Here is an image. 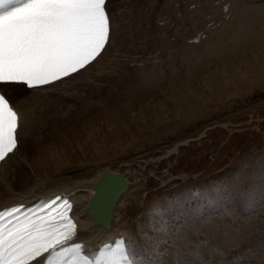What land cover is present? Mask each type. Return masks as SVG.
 <instances>
[{
    "label": "rangeland",
    "instance_id": "374dc122",
    "mask_svg": "<svg viewBox=\"0 0 264 264\" xmlns=\"http://www.w3.org/2000/svg\"><path fill=\"white\" fill-rule=\"evenodd\" d=\"M204 2L202 0L201 3L205 19L209 11L206 7L207 12L204 13V6H207ZM250 2L255 5L264 0ZM244 8L246 10L249 6ZM239 9L233 10L237 12ZM191 10V0L132 1L130 30L135 49L133 58L141 60L140 70L151 69L154 81L162 77L164 85L166 80H172L173 72L182 73V55H185L186 44L192 43L203 29L201 37L204 33L207 38L211 36L210 20L206 23L203 19L201 30L196 29L197 24L190 16ZM190 25H195V29ZM127 27L128 24L123 21L121 35ZM178 31L179 34H175ZM191 31H197L198 34H194L197 36H193ZM259 45L262 48L259 47L255 54L256 47L246 53L249 54L248 65L241 67L239 82H227L226 88L224 84L215 85L218 87L216 92L214 84L217 83L214 80L208 82L209 74L223 78L229 68L222 63V57L215 56L203 64L200 77L204 81L198 88V103L195 101L186 109L185 106L181 114L170 112L172 116H159L153 123L146 122L151 118L148 115L143 118L147 124H143L141 119L136 127L141 125L143 128L138 130L135 127L133 133L123 129L119 133L110 132L101 118L96 119L99 115L95 113L74 117L75 112L81 111V105L75 106L73 101L83 103L89 98L92 101L93 97L80 93L67 102L55 101V131L62 139V145L55 151L60 147L75 149L89 143L99 146L101 154L95 155L89 169L103 172L105 169L102 167L105 166L106 170L121 173L126 180L128 178L131 186L127 192L131 193H126L121 200L126 205L135 201L141 208L135 217L141 216L144 210L161 216L168 209V219H163L161 223L165 222L169 237L161 236L167 240H163L167 258L171 261L176 259L178 264H264V66L263 69L255 66L258 62L264 63V38ZM251 69H254L253 74L246 71ZM172 82L168 86L174 88ZM168 86L165 87L167 91L171 88ZM15 88L14 93L22 91L20 87ZM160 91L157 89L153 94L151 104L162 102L163 98L158 97ZM92 108H86L84 113ZM160 111L159 106H155L151 113L154 115ZM28 140L33 139L29 137ZM75 168L68 172L76 171ZM49 177L50 181L54 179ZM204 190L208 194L207 199L199 196ZM209 190H213V194H209ZM0 193L1 201L8 196L3 189ZM164 206L167 208L160 209ZM136 241L140 242L138 238ZM136 241H133L134 249L141 260L148 254Z\"/></svg>",
    "mask_w": 264,
    "mask_h": 264
},
{
    "label": "bare ground",
    "instance_id": "6f19581e",
    "mask_svg": "<svg viewBox=\"0 0 264 264\" xmlns=\"http://www.w3.org/2000/svg\"><path fill=\"white\" fill-rule=\"evenodd\" d=\"M132 1L135 2L136 0H108L107 9L111 15L112 29L110 46H106V51L102 53L101 58H98V62H93L82 74H76L74 78H65L53 85L37 89H27L24 86L13 84L0 85V91L10 100L12 107L18 113V149L4 161H0V189H3L5 195H8L4 199L1 198L0 209L15 205L16 203H22L28 207L54 194L66 195L74 202L73 216L78 223L77 235L74 242L82 245L83 251L86 253L91 252L92 254H96L99 245L111 242L115 237H123L126 240L128 251L135 264H142L143 262H145L144 264H178L176 259L175 261H171V259L167 258V252L164 250L165 246L163 244L164 238L161 236L165 235V237H169V233L165 231V222L161 223L163 219H168V209L161 216L151 215L150 212L144 210L141 216L135 217L141 208L135 204L134 200L135 203L132 202L131 205L130 203L129 205L122 204L123 200H121L129 193L127 191L129 190L130 183H128L125 193L121 195L112 210L109 226L104 227L96 222L88 204L90 197L94 193V183L106 171V167H102L105 169L103 172L93 171L89 169V164L94 160L95 155L100 153V147L89 143L75 149L60 147L59 150L61 149V151H57L59 153L55 151L62 140L60 139L61 135L56 133L58 131H55V101L67 102L80 93L93 97L91 98L93 99L92 101L89 98L83 103L74 100L75 106L81 105L79 108L81 111L73 113V116H92L94 115L93 113L98 114L99 116L96 119L99 120L101 118L103 120L102 124L110 128L108 129L109 131L111 130L115 133H119L121 129L125 130V132L129 131L133 133L135 131L134 128L141 119L143 124H147L165 114L169 116H172L171 113L175 112L181 114L185 106L186 109L191 103L193 104L198 100V88L200 83L204 81L201 80L200 73L204 68L203 64L205 61L208 63V60H213L215 56L218 58L222 57V63L229 68V72L223 78L216 76L219 78L217 79L213 77V74H209L208 82L214 80L213 82L216 81L217 83H213L216 92L220 84H224L225 87L227 82L235 84L241 80V67L248 65L247 59L249 54L246 55V53L256 47L254 49L255 54L259 47H261V45L257 46V44L264 38V2L252 5L253 3L250 0H203V2L205 1L203 4L207 5L204 6V13L207 12L206 7L209 11L207 16H205L206 13L204 14L206 17L204 19L202 15V0H191L192 10L190 16L195 20L194 24H197L196 29L201 30V23L204 20L205 22L210 20L209 22L213 31L212 34L209 31V35L211 36L208 38L205 36V33L201 37L204 29L199 34L197 33L198 30L195 31L198 37L192 40V43H187L184 47L185 55H182V58H184L183 70L181 69L182 73L173 72L172 80L165 79L164 86L162 84L164 81L162 77L158 81H154L151 69L140 70L141 60L136 61L133 58V51L135 49L131 42L130 30ZM227 5L229 9L226 7ZM245 5L249 6L246 10L244 8ZM237 7L240 9L234 12L233 9L237 10ZM221 12H223V15ZM123 21L125 25L126 23L128 24L129 28L127 27L121 35V23ZM184 21L182 22L184 23ZM192 23L193 21L190 24ZM217 23H219V26ZM179 32L175 34H179ZM183 32L185 33L184 30ZM191 32L193 36H197L194 35L195 32ZM182 34L181 31V36ZM179 38L181 37L179 36ZM187 42H189V39ZM216 61L218 62V60ZM255 66L257 69H263L264 63L258 62ZM253 70L246 71L253 74ZM171 81H173L174 85H172L174 88L168 86ZM161 85L164 86H162L163 88L166 86L171 87L168 88L170 93L168 94L166 88L167 93H165ZM215 85H218V87ZM15 87L22 88V91L14 93ZM222 87L223 85L221 89ZM155 88L156 90H161V94L158 97L163 98V100L161 99L162 102L158 105H155V103L151 104L153 100L151 98L153 94H156ZM109 93L111 94L108 97L104 96ZM154 97L156 98V96ZM196 103L198 102L196 101ZM95 106L97 107L95 108ZM155 106H159V110L161 111L152 115L153 113L151 112L154 111ZM89 107L93 108L88 110H91L90 112L84 113L86 108ZM148 115L151 116L150 121L144 120L143 118L149 117ZM58 123L60 124V122ZM148 125H145V127ZM140 127L143 128L141 125L136 128L141 130ZM69 129L72 128L70 127ZM29 137L33 140H28ZM63 137L65 138V136ZM73 167H76V171L68 172ZM48 176L54 179L50 181L48 180L50 179ZM138 176L140 177V175ZM123 178L126 179L124 175ZM135 180H137V175ZM208 192L209 194H213V190H209ZM199 196H203L202 199L209 198L205 190L201 191ZM165 207L160 209H164ZM119 208L122 211L124 210V212L121 213ZM136 238L140 242L136 241ZM134 240L148 254L141 260L137 258L134 249L135 245L133 244ZM149 254L151 255L149 256Z\"/></svg>",
    "mask_w": 264,
    "mask_h": 264
},
{
    "label": "snow or ice",
    "instance_id": "6c2138e0",
    "mask_svg": "<svg viewBox=\"0 0 264 264\" xmlns=\"http://www.w3.org/2000/svg\"><path fill=\"white\" fill-rule=\"evenodd\" d=\"M108 0H0V83L37 89L82 74L111 42ZM18 114L0 95V161L18 149ZM55 200L50 202L55 205ZM56 215L0 212V264H90L83 246L70 243L76 225L62 201ZM31 211V210H30ZM15 215V219L13 216ZM96 264H129L124 247L106 248Z\"/></svg>",
    "mask_w": 264,
    "mask_h": 264
},
{
    "label": "water",
    "instance_id": "95a60500",
    "mask_svg": "<svg viewBox=\"0 0 264 264\" xmlns=\"http://www.w3.org/2000/svg\"><path fill=\"white\" fill-rule=\"evenodd\" d=\"M128 181L123 174L106 170L94 183V193L89 199V208L97 223L108 227L112 210L122 194L125 193Z\"/></svg>",
    "mask_w": 264,
    "mask_h": 264
}]
</instances>
